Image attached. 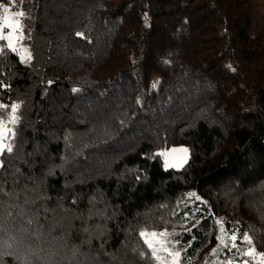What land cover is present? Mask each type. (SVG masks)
<instances>
[{"label": "trees", "instance_id": "obj_1", "mask_svg": "<svg viewBox=\"0 0 264 264\" xmlns=\"http://www.w3.org/2000/svg\"><path fill=\"white\" fill-rule=\"evenodd\" d=\"M12 2L0 264H158L144 232L179 264L264 255V0Z\"/></svg>", "mask_w": 264, "mask_h": 264}, {"label": "rangeland", "instance_id": "obj_2", "mask_svg": "<svg viewBox=\"0 0 264 264\" xmlns=\"http://www.w3.org/2000/svg\"><path fill=\"white\" fill-rule=\"evenodd\" d=\"M0 41H3L7 48L16 51L23 61L29 60V53L22 46V16H16L15 13L21 12L14 2L10 5L0 3ZM4 7L9 9L5 13ZM259 14L264 16V5L260 4L258 8ZM15 125V115L8 121L0 122V156L3 151L11 146L13 131ZM164 169L180 170L187 163L189 151L185 147H171L160 152ZM141 237L149 246L153 256L157 258L158 264H179V255L172 253L165 246L162 240V233L144 232ZM233 242L232 237L225 239L221 238V244ZM244 260L241 264H264V255L256 254L252 251H246Z\"/></svg>", "mask_w": 264, "mask_h": 264}, {"label": "snow or ice", "instance_id": "obj_3", "mask_svg": "<svg viewBox=\"0 0 264 264\" xmlns=\"http://www.w3.org/2000/svg\"><path fill=\"white\" fill-rule=\"evenodd\" d=\"M0 7H2V6H0ZM4 11H5V13H8V12H9V9H8L7 7H4ZM15 15H16V16H23L24 13H23V12H18V13H15ZM7 151H8V152H11V151H12V148H11L10 145L8 146ZM232 239L235 240L236 237L233 236ZM244 239L247 241V240H248V237L245 236Z\"/></svg>", "mask_w": 264, "mask_h": 264}]
</instances>
